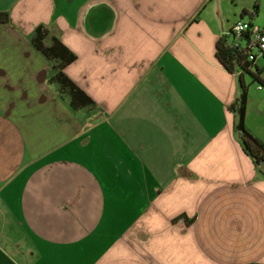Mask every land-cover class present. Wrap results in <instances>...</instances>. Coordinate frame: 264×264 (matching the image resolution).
Wrapping results in <instances>:
<instances>
[{"label":"crops","instance_id":"0c3cea01","mask_svg":"<svg viewBox=\"0 0 264 264\" xmlns=\"http://www.w3.org/2000/svg\"><path fill=\"white\" fill-rule=\"evenodd\" d=\"M239 1L0 0V264H264V177L215 55ZM38 26L95 106L57 91ZM245 126L264 144L261 92Z\"/></svg>","mask_w":264,"mask_h":264},{"label":"trees","instance_id":"16d2710c","mask_svg":"<svg viewBox=\"0 0 264 264\" xmlns=\"http://www.w3.org/2000/svg\"><path fill=\"white\" fill-rule=\"evenodd\" d=\"M257 7L256 3L254 8L257 9ZM243 13L247 12L243 11L241 17ZM0 21H8V15L0 12ZM249 26L252 27L253 24L249 22ZM49 36L50 32L47 28L38 26L29 39L38 51L56 65L57 72L51 78V82L55 85L57 91L68 99L73 109L81 110L95 106V101L64 72L65 67L76 59V55L59 39L49 38ZM48 38L49 42H47ZM250 41L251 32L249 30L237 37L231 29L228 34H223L217 39L215 55L219 63L229 73L237 76L241 91L229 106V110L235 115L234 130L240 138L243 151L251 158L255 168L264 177V144L253 136L245 126L248 86L245 84L244 78L249 76L252 81L257 82V85H259V74L262 71L253 65V62L248 58ZM178 220H183L185 225L189 226L193 223L194 218H188L183 213L172 219L173 222Z\"/></svg>","mask_w":264,"mask_h":264},{"label":"rangeland","instance_id":"374dc122","mask_svg":"<svg viewBox=\"0 0 264 264\" xmlns=\"http://www.w3.org/2000/svg\"><path fill=\"white\" fill-rule=\"evenodd\" d=\"M258 1V2H257ZM257 9L254 8V5L256 4L255 0H240L239 3H245L244 5L250 6L249 13H243V16L241 17V12L239 10H235L234 6H230L227 8V12L230 14V29H226L228 34L232 27L238 22V21H245V22H252L254 25L262 26L264 25V0H257ZM215 21L216 24L217 22L214 18L211 19ZM245 84L248 86L247 92H248V97L252 98L256 96V92H261L264 94V89L261 91H257V82L252 81V79L249 76H245L244 78ZM231 114H233L231 112ZM177 222V221H176ZM144 226L138 222L136 227H133L130 230V233H136L138 235L143 236L142 239H146L147 236L145 237L144 235L149 232L147 229V232L143 230ZM140 238V236H139ZM140 248V247H138Z\"/></svg>","mask_w":264,"mask_h":264},{"label":"built area","instance_id":"2783aa9c","mask_svg":"<svg viewBox=\"0 0 264 264\" xmlns=\"http://www.w3.org/2000/svg\"><path fill=\"white\" fill-rule=\"evenodd\" d=\"M232 30L237 37L246 30L251 32V41L248 46L250 48V53L248 58L253 62V65L262 70L259 74L260 83L257 85V90L264 89V25L258 26L253 24V26L250 27L249 22L238 21L232 27Z\"/></svg>","mask_w":264,"mask_h":264}]
</instances>
